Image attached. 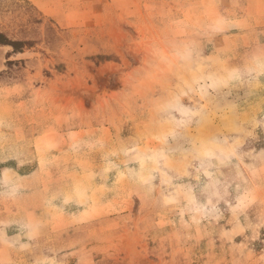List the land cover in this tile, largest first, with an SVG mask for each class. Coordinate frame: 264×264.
I'll list each match as a JSON object with an SVG mask.
<instances>
[{
    "label": "rangeland",
    "instance_id": "1",
    "mask_svg": "<svg viewBox=\"0 0 264 264\" xmlns=\"http://www.w3.org/2000/svg\"><path fill=\"white\" fill-rule=\"evenodd\" d=\"M0 264H264V0H0Z\"/></svg>",
    "mask_w": 264,
    "mask_h": 264
},
{
    "label": "trees",
    "instance_id": "2",
    "mask_svg": "<svg viewBox=\"0 0 264 264\" xmlns=\"http://www.w3.org/2000/svg\"><path fill=\"white\" fill-rule=\"evenodd\" d=\"M0 44L11 45L13 48L17 49L16 46L19 44V42H17V41H11V40H9V39H7L5 37H2L0 39Z\"/></svg>",
    "mask_w": 264,
    "mask_h": 264
}]
</instances>
